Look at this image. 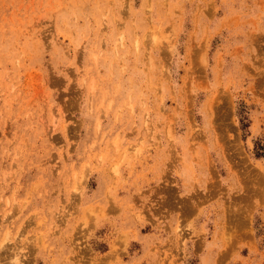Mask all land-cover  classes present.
Returning a JSON list of instances; mask_svg holds the SVG:
<instances>
[{
  "label": "rangeland",
  "instance_id": "374dc122",
  "mask_svg": "<svg viewBox=\"0 0 264 264\" xmlns=\"http://www.w3.org/2000/svg\"><path fill=\"white\" fill-rule=\"evenodd\" d=\"M0 264H264V0H0Z\"/></svg>",
  "mask_w": 264,
  "mask_h": 264
}]
</instances>
